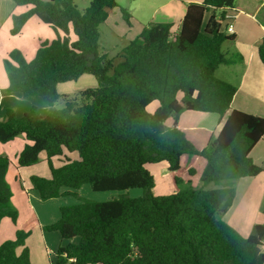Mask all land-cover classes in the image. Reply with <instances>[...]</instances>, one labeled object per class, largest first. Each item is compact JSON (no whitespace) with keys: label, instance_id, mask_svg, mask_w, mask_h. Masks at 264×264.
I'll return each instance as SVG.
<instances>
[{"label":"trees","instance_id":"trees-1","mask_svg":"<svg viewBox=\"0 0 264 264\" xmlns=\"http://www.w3.org/2000/svg\"><path fill=\"white\" fill-rule=\"evenodd\" d=\"M12 1L31 6L13 16L12 35L36 16L58 36L43 42L31 61L17 49L9 54L4 61L9 92L39 96L55 107L59 83L91 74L98 85L40 118L17 117L7 109L0 142L26 137L19 167L39 163L46 153L51 177H31L43 202L63 196V188L84 185L94 192L143 190L141 197L120 194L102 202L70 193L80 202L63 206L60 219L44 227L68 241L59 248L56 264H264V224H255L244 237L224 219L236 196L234 182L263 172L250 153L264 138V118L232 109L238 87L217 76L221 66L243 63L241 54L231 57L223 50L235 37L221 30L226 13H238L239 0L190 3L179 29L173 23H150L121 51L117 64L100 44V26L118 7L117 0H92L83 13L74 0ZM122 12L131 24V15ZM259 56L264 63V38ZM155 101L160 106L151 113L148 107ZM186 111L226 117L219 135L202 150L177 126ZM65 150L77 152L79 159L55 167L52 158ZM185 156L205 161L202 185L176 179L180 189L158 195L147 166L165 162L170 173H177ZM11 166L0 155V223L4 218L16 223L19 214L6 179ZM188 174L193 178L199 171L189 168ZM38 225L34 214L15 239L0 245V264H31L28 248L21 254L17 248L26 246Z\"/></svg>","mask_w":264,"mask_h":264},{"label":"crops","instance_id":"crops-1","mask_svg":"<svg viewBox=\"0 0 264 264\" xmlns=\"http://www.w3.org/2000/svg\"><path fill=\"white\" fill-rule=\"evenodd\" d=\"M203 1L159 0L153 13L144 20L140 15L131 16V20L138 28L135 35H139L143 28L150 23H173L175 28L179 29L188 4L202 3ZM30 8L31 6H18L12 0H0V120L4 118L7 109L15 110L17 117L29 113L36 118L55 110V107L46 105L39 96L23 97L18 93L8 91L9 79L4 61L8 59L9 54L17 49L28 61H31L35 58L43 42L52 41L58 36L57 31L36 16L28 20L20 34L12 35L13 16L23 14ZM235 9L238 10L232 34L235 41L228 43L229 46L223 50L228 54L233 51L241 54L243 63L224 65L232 69L220 67L217 73L225 70L224 74L227 77L231 78L230 75H233L232 79L235 81L233 84L238 87V91L232 101V109L264 118V63L259 56V46L264 38V0H239ZM131 28H134V25ZM221 30L224 31V26ZM124 36L127 35L124 34ZM127 41H131V38ZM181 97L182 93L179 94V98ZM159 106L160 103L155 101L149 105L148 110L154 113ZM33 108H35V112H32ZM225 120L226 117L220 118L217 114L186 111L180 116L177 126L185 132L187 138L197 149L202 150L219 135ZM167 125L174 126V120L170 118ZM28 143L29 141L24 135L18 136L8 143L0 142V155L7 156L12 161L6 179L12 190V203L19 213L16 223L10 218H4L1 221L0 245L7 240L15 239L17 231L21 230L35 214L38 217L39 225L26 239V246L17 248V253L21 254L25 248H28L31 264H56L59 248L65 246L68 241L64 240L58 231H46L44 227L60 219L63 206L80 202L70 193H78L81 197L90 199L91 187L84 185L79 190L63 188V196L43 202L38 191L32 186L31 177H51L47 155L44 152L41 153L40 162L35 165L19 167L18 156ZM250 157L254 163L263 168V172L256 177H246L236 181V196L232 207L224 217L225 221L244 237L251 233L255 224H264V138L251 151ZM67 159L78 160L79 154L65 150L63 156L52 158V162L55 167H60ZM193 160L198 161L202 158L185 156L179 173L185 169L188 177V169L195 167V164L192 163ZM164 169L168 170V164ZM189 179H192L194 183V178ZM184 180H188V178ZM209 187L216 188L218 186L211 185ZM95 197L93 193L92 198L95 199ZM77 241V239L74 240V242Z\"/></svg>","mask_w":264,"mask_h":264},{"label":"rangeland","instance_id":"rangeland-1","mask_svg":"<svg viewBox=\"0 0 264 264\" xmlns=\"http://www.w3.org/2000/svg\"><path fill=\"white\" fill-rule=\"evenodd\" d=\"M91 1L92 0H74V4L76 5L77 9L83 13L89 7ZM117 2L118 7L110 11V17L104 24L100 26V44L103 46L102 53H106L108 59L112 60L115 64L121 61V59H119V55L121 54V51L129 44L130 41L128 42L127 40L131 38L132 41L140 35H135L137 32L136 30L138 29L137 25L133 23V20H131V18V24H129L122 10L127 11L131 16L140 15L144 20V18L149 17L153 13V10L155 9L157 3H159V0H117ZM210 16L211 11L206 12L204 25L205 23H207ZM132 24L134 25V28H131L133 26ZM222 26H224L225 28V24H222ZM124 34H126L127 36H124ZM228 46L229 44L226 43L223 46V49H226ZM233 54L234 51L228 55H231L232 57ZM221 67L226 69L225 67L227 66L223 65ZM227 68L232 69L231 67ZM224 72L225 70L218 71L217 76L223 80L234 83L235 81L232 79L233 75H230V78L227 77ZM97 85L98 81L96 77L91 74H84L77 81L59 83L57 85V91L60 94V99L56 104L55 109L63 108L67 99H79V95L82 91L88 88L97 87ZM192 163L195 164L194 169L199 171V175L197 177H193V187H199L202 185V181L200 179L206 167V163L203 159L198 161L193 160ZM147 168L156 178V192L158 193V195L170 194L180 189V185L177 184L176 179L184 180L186 178H190L189 176L187 177V170L185 169L180 173H169L167 169H164L167 168L166 163L151 164L148 165ZM184 181L185 183L187 182L186 180ZM236 183L237 182L235 181L234 187H236ZM93 193L96 196L95 199L92 198ZM120 194H128L130 197H141L143 196V190L132 189L129 191L94 192L91 189L90 199L102 202L100 200L107 201L112 200L113 198H118ZM77 240L79 241V239Z\"/></svg>","mask_w":264,"mask_h":264},{"label":"built area","instance_id":"built-area-1","mask_svg":"<svg viewBox=\"0 0 264 264\" xmlns=\"http://www.w3.org/2000/svg\"><path fill=\"white\" fill-rule=\"evenodd\" d=\"M238 13L235 10H231L228 13H226V16L224 20L222 21V24H225L224 31L227 35H232L234 33V22L237 18Z\"/></svg>","mask_w":264,"mask_h":264}]
</instances>
